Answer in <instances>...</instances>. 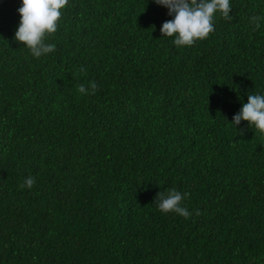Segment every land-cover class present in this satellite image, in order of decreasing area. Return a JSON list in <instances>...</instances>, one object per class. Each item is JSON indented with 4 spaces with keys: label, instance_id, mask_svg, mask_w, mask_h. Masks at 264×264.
<instances>
[{
    "label": "trees",
    "instance_id": "1",
    "mask_svg": "<svg viewBox=\"0 0 264 264\" xmlns=\"http://www.w3.org/2000/svg\"><path fill=\"white\" fill-rule=\"evenodd\" d=\"M21 2L0 0V264H264V133L232 123L264 93V0L185 47L155 0H68L39 59ZM171 189L189 217L159 210Z\"/></svg>",
    "mask_w": 264,
    "mask_h": 264
},
{
    "label": "clouds",
    "instance_id": "2",
    "mask_svg": "<svg viewBox=\"0 0 264 264\" xmlns=\"http://www.w3.org/2000/svg\"><path fill=\"white\" fill-rule=\"evenodd\" d=\"M155 3L168 9L172 19L165 21L160 31L163 36L173 37L177 47L192 46L197 40L207 38L215 31L218 13L225 19L232 18L231 0H155ZM67 4L68 0H22L15 39L22 42L33 57L39 59L55 51L56 45L47 43L46 37L57 31L62 10ZM252 21L256 28L260 27L261 17L253 16ZM80 71L86 73L87 70L81 67ZM89 87L94 90L95 84H79L77 91L88 95ZM242 121H248L255 131L264 133V93L248 95L247 102L233 116L232 123L237 127ZM34 183L35 177L28 176L21 187L32 188ZM187 196L188 193L175 189L168 190L166 195L159 192L156 197L158 208L162 213L174 212L187 218L191 213L181 203Z\"/></svg>",
    "mask_w": 264,
    "mask_h": 264
}]
</instances>
